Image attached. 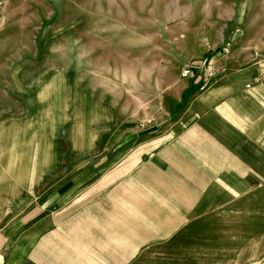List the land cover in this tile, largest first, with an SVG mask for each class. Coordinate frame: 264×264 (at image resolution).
<instances>
[{"label":"crops","instance_id":"crops-1","mask_svg":"<svg viewBox=\"0 0 264 264\" xmlns=\"http://www.w3.org/2000/svg\"><path fill=\"white\" fill-rule=\"evenodd\" d=\"M235 17L178 54L163 119L107 122L101 101L99 137L82 82L20 81L13 113L0 79V264H264V53L223 52Z\"/></svg>","mask_w":264,"mask_h":264},{"label":"rangeland","instance_id":"rangeland-1","mask_svg":"<svg viewBox=\"0 0 264 264\" xmlns=\"http://www.w3.org/2000/svg\"><path fill=\"white\" fill-rule=\"evenodd\" d=\"M233 12L226 31H238L228 48L241 63L250 54L263 56L264 0H0V79L16 81L12 112L21 109L18 83L44 75L60 88L82 82L85 91L76 90V97L96 96L93 137L104 120L101 101L107 122L159 121L181 90L178 54L220 38ZM201 27L213 33L197 34ZM189 55L186 66L195 59Z\"/></svg>","mask_w":264,"mask_h":264},{"label":"built area","instance_id":"built-area-1","mask_svg":"<svg viewBox=\"0 0 264 264\" xmlns=\"http://www.w3.org/2000/svg\"><path fill=\"white\" fill-rule=\"evenodd\" d=\"M229 46H230V43L228 42L226 44V46L223 47V52H227V49H228ZM191 68L192 67L190 65L189 66H185L184 68H182L181 76L182 77H187L190 74V72H191ZM205 72H206V74L208 76H211L213 74V65H212L211 62H206L205 63Z\"/></svg>","mask_w":264,"mask_h":264}]
</instances>
